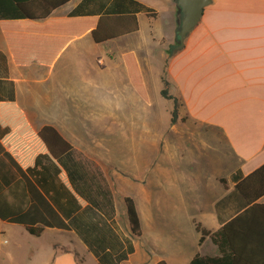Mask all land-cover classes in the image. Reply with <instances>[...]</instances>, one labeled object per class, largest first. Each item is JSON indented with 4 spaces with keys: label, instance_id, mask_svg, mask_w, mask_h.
<instances>
[{
    "label": "crops",
    "instance_id": "obj_1",
    "mask_svg": "<svg viewBox=\"0 0 264 264\" xmlns=\"http://www.w3.org/2000/svg\"><path fill=\"white\" fill-rule=\"evenodd\" d=\"M71 1L51 15H66L79 0L73 4ZM139 1L150 6L144 0ZM163 1L168 3L173 19L168 33L162 31L158 21L160 12L155 8V18L137 13L138 30L116 39L125 40L140 34L142 18H146L144 37L147 40L174 45L178 41L180 13L176 0ZM148 19L151 20L148 22ZM90 42L99 44L89 33L70 40L50 66L35 62L17 65L0 27V104L13 101L23 111L26 122H14L10 111L1 107V116L15 126L12 130L0 125V182L5 185L0 196L11 210L21 204L18 198L22 200V194L14 192L17 187L9 188L21 177L9 163L6 153L30 155L33 161L29 170L24 169L25 174L69 224L67 229L43 226L40 235L34 236L22 224L0 219V264H155L159 260L167 264H188L196 253L219 255L208 235L199 241L201 234L196 224L215 231L241 211L244 202L234 189L231 175L238 170L245 176L264 163V0H212L185 37L183 46L167 57L165 77L172 94L179 99L182 114L179 116L178 111L174 123L169 119L170 128L175 129L180 122L189 125V131L196 133L207 150V159L211 160L213 167L207 171H213L212 178L222 187V191L210 200L200 197L185 201L183 206L196 209L195 213L184 210L196 232L191 243L183 238L184 242H175L174 246L160 245L168 232H173L174 239H181L173 227L161 223L173 215L168 208L174 205L169 187L171 180L165 182V197L149 199V207L144 210L132 195L126 194L119 199L101 169L90 167L78 157L77 136L71 131L70 104L63 106L61 95L71 93V71L66 62L76 58L80 71L90 72V66H96L98 73L103 71L99 67L103 59H84L91 51ZM129 50L136 55L147 89L151 78L150 62L144 57L149 63L145 72L140 58L143 54H138L137 50L126 49L120 57ZM110 53L111 59L114 56ZM106 71L107 74L113 72L111 68ZM157 76L160 93L161 70ZM45 126L56 129L71 144L74 160L81 161L88 171L97 174L96 180L109 191L107 197L97 200L79 194L78 206L77 198L61 181L63 172L72 193L78 194L70 170L68 173L59 160L51 161L39 153L45 147V140L53 139V133L39 134ZM8 139L13 141L15 148L10 149ZM218 164L228 167L227 176L215 172ZM220 178L226 179L225 185ZM127 195L134 198L140 215L142 233L139 236L129 230L124 203ZM257 202L264 204V194ZM162 205L166 209L160 208ZM186 245H193L190 252Z\"/></svg>",
    "mask_w": 264,
    "mask_h": 264
},
{
    "label": "rangeland",
    "instance_id": "obj_2",
    "mask_svg": "<svg viewBox=\"0 0 264 264\" xmlns=\"http://www.w3.org/2000/svg\"><path fill=\"white\" fill-rule=\"evenodd\" d=\"M75 1L72 0L71 4ZM144 1L160 12V27L168 33V27L173 23L168 3L163 0ZM142 19V30L137 36L99 44L90 42L91 51L86 58L84 55V59H103L99 65L103 69L101 73L96 72V66L88 67L90 72L80 71V62L76 58L66 62L71 71V93L62 94L61 101L63 106L70 104L71 131L77 136L78 157L90 167L101 169L119 199L126 194L132 195L141 208L147 210L149 199L165 197V182L171 180L169 187L174 205L168 208L173 215L161 223L173 227L181 239H174L173 232H168L160 245L174 246L175 242H184L183 238L191 243L196 232L184 210L195 213L196 209L183 206L185 201L200 197L210 200L222 191V187L212 178L213 171H207L213 167L211 160L207 159V150L196 133L192 132V135L189 131V125L180 122L175 129L170 128L172 101L159 93L157 73L161 70V76H165L167 57L178 51V41L170 45L147 40L144 37L146 18ZM126 49H134L144 55L140 58L145 72L149 69L145 58L150 62L148 102L137 97L125 77L120 54ZM109 51L110 56H114L111 59ZM109 67L112 74H107ZM227 169L221 164L214 167L221 176H227ZM160 208L166 209L165 205ZM192 246L186 245L188 252Z\"/></svg>",
    "mask_w": 264,
    "mask_h": 264
},
{
    "label": "trees",
    "instance_id": "obj_3",
    "mask_svg": "<svg viewBox=\"0 0 264 264\" xmlns=\"http://www.w3.org/2000/svg\"><path fill=\"white\" fill-rule=\"evenodd\" d=\"M69 1L0 0V27L15 64L28 65L35 62L50 66L74 38L89 33L94 42L103 43L136 32L139 26L137 13H144L149 18L157 15L155 8L139 0H79L66 15H51L55 9ZM121 58L130 86L142 101L147 102L148 93L136 55L129 50ZM161 80L160 95L172 101L170 123H174L178 118L180 102L171 93L170 83L164 74ZM1 107L10 111L14 122L26 123L23 111L11 101L0 104V125H7L12 130L15 126L7 123L1 116ZM49 132L53 133V139L45 140V147L39 153L51 161L59 160L68 173L70 170L78 194L72 193L63 172L61 181L72 196L77 198L78 206L81 202L79 194L97 200L107 197L109 191L96 180L97 174L88 171L81 161L74 160L71 144L56 129L45 126L39 134ZM8 142L10 149L15 148L12 140L8 139ZM6 157L21 177L9 188L17 187L14 192L22 194L23 198L21 200L19 197L21 204L18 203L17 209L11 210L0 196V219L22 224L34 236L40 235L43 226L69 228L68 222L64 221L25 174L24 169H30L33 157L23 153H6ZM231 179L235 182V191L244 202V208L215 231H208L196 224V229L201 234L199 241L208 235L217 246L219 255L196 253L188 264H264V204L257 202L264 194V163L245 176L237 170L231 175ZM220 182L225 185L226 179L220 178ZM3 189L5 185L0 182V193ZM124 203L129 230L134 236H139L142 227L135 200L127 195L124 196ZM155 264L167 263L159 260Z\"/></svg>",
    "mask_w": 264,
    "mask_h": 264
},
{
    "label": "water",
    "instance_id": "obj_4",
    "mask_svg": "<svg viewBox=\"0 0 264 264\" xmlns=\"http://www.w3.org/2000/svg\"><path fill=\"white\" fill-rule=\"evenodd\" d=\"M211 2L212 0H176L178 11L180 13L177 31V49H180L183 46L185 37L194 29L200 20L204 7Z\"/></svg>",
    "mask_w": 264,
    "mask_h": 264
}]
</instances>
